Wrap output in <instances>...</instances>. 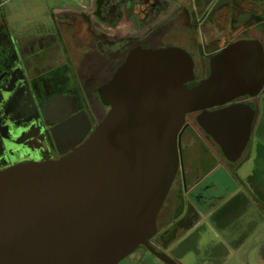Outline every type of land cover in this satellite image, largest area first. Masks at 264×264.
<instances>
[{"label": "water", "instance_id": "obj_1", "mask_svg": "<svg viewBox=\"0 0 264 264\" xmlns=\"http://www.w3.org/2000/svg\"><path fill=\"white\" fill-rule=\"evenodd\" d=\"M195 80L182 48L132 50L99 88L110 109L79 147L0 171V264H119L139 245L178 264L151 239L179 170V134L198 113L225 157H242L256 109L233 101L263 91V43L226 44Z\"/></svg>", "mask_w": 264, "mask_h": 264}, {"label": "flooded vegetation", "instance_id": "obj_2", "mask_svg": "<svg viewBox=\"0 0 264 264\" xmlns=\"http://www.w3.org/2000/svg\"><path fill=\"white\" fill-rule=\"evenodd\" d=\"M84 1L79 9L55 7L46 23L35 26L12 16L9 20L0 16V171L59 160L79 147L110 109L101 102L99 88L112 78L132 50L182 48L195 62L196 80L190 84L205 78L202 75L210 73V56L234 41L230 39L233 20L240 17L242 3ZM258 97L233 101H246L255 107L253 127L259 112ZM197 114L187 115L179 134L181 161L169 194L174 193L177 204H183L188 214L173 223L174 229L195 218L181 190H191L188 194L199 208L217 211L228 201L235 211L236 199L243 191L248 192L229 191L228 195L221 193L222 186L214 179L207 183L201 180L203 175L213 173L214 165H238L242 158L227 160L220 146L198 124ZM207 166L211 168L206 171ZM234 174L240 175L237 170ZM250 184L244 182L241 187L257 193L256 184ZM226 212L223 210L219 217H225ZM158 232L151 244L165 253L155 242L161 240Z\"/></svg>", "mask_w": 264, "mask_h": 264}, {"label": "rangeland", "instance_id": "obj_3", "mask_svg": "<svg viewBox=\"0 0 264 264\" xmlns=\"http://www.w3.org/2000/svg\"><path fill=\"white\" fill-rule=\"evenodd\" d=\"M258 2L260 3L258 4ZM83 4H85L84 0H6V3L0 7V16L7 18V20L12 16L18 18L19 22L27 21L35 26V23L39 25L46 23L49 16L51 18L50 12L55 7L68 6L79 9ZM263 7L264 0H242L241 3V11H253L255 8L254 10H258L260 14H263ZM252 21H254V18ZM252 21L250 23L254 24L255 21ZM255 26L260 34H257L258 39L264 45V39L261 36V32L264 30V19ZM252 38L257 37L251 34L247 39ZM207 75L205 73L202 76L207 77ZM257 99L259 101V112L253 127L251 140L241 157L242 162H238V165L225 162L227 169L223 167V164L221 166L214 165L213 173L204 182L207 183L214 179L216 183L218 182L222 186L221 193L242 191L241 180L249 184L253 182L254 185L264 188V89ZM246 153L248 156L244 158ZM210 168V166H207L205 169L207 171ZM236 170L240 175L234 174ZM250 173H253V175H249ZM245 190L248 192L243 191L241 198H237L236 201L233 200L236 206L235 211L233 203L228 201L217 212V215H219L223 210H227L224 214L225 217H219L217 220L213 217L211 219L210 217L205 218V222L190 237L175 243L174 248L165 249V253L180 264H264V190H261L260 195L253 190L249 192L246 187ZM173 195L174 193L171 191L167 202H165L163 215L166 213L168 203L174 199ZM214 221L220 225H216ZM162 223L163 218L157 223L158 229H162ZM143 251H145V248L138 246L131 255L119 264H138L136 260H132V263L129 260ZM147 256L158 263L160 262L149 251Z\"/></svg>", "mask_w": 264, "mask_h": 264}, {"label": "crops", "instance_id": "obj_4", "mask_svg": "<svg viewBox=\"0 0 264 264\" xmlns=\"http://www.w3.org/2000/svg\"><path fill=\"white\" fill-rule=\"evenodd\" d=\"M4 3H6V0H4V1L0 0V7ZM259 3L260 2H258V4ZM254 9H253V11H248V10L241 11L240 17L236 20H233V22H234V24H233L234 25V27H233L234 33L230 36L231 40L232 39L237 40L240 38H249V36L251 34L258 38L257 34H259V33H258V30H257L255 24H260V22H262L261 17L263 16L264 13L260 14L258 12V10H254ZM261 10H263V9H261ZM261 10H260V12H261ZM253 18H254L255 23L251 24L250 22L252 21ZM254 21H252V22H254ZM229 23H230V21H229ZM261 33H262L261 36L264 39V30ZM228 41L229 40H227L226 42H228ZM256 152H257V148H256ZM209 176L210 175H203L201 180L204 181ZM240 183H241V185H244V180L243 181L241 180ZM257 187H258L257 194L260 195L259 193H261V190H264V188H261L259 185ZM244 189H245L244 187H241L242 191ZM190 191L191 190H186V191L181 190V196L184 199H186V197H187L188 200L190 201V205L192 207L191 209H192V212H193L195 218L187 219L182 225L175 226L176 227L175 229H174V227L172 228V225L175 221H177L178 219H181V217L185 218V216L188 214V211L184 210L185 206L183 204H181V205L177 204L175 199H172L168 203L169 205L166 208L165 215H163L164 214V212H163L164 206L160 212V219L159 220H161L163 218L162 229H158V231H159L158 233H160L159 237H161V240L155 239V242L157 243V245L160 248H162L163 251L165 249H169L172 247L174 248L173 245L175 243L181 242L183 239L190 237V235L193 232H195L197 229H199V227L202 225V223L205 222L204 221L205 218L210 217V219H211V217H214V219L217 220V218H219V215L222 214V212H221V214L217 215V212H218L217 210H210L209 208H206V209L199 208L196 205V203L194 202V200L192 199L191 194H188V193H190ZM214 223L216 225H220L218 222L214 221ZM147 253H148V250L145 249V251H143L141 254H137V255L131 257L132 258L131 260L138 261V264H162L161 261L158 263V262L154 261L153 259L149 258L147 256ZM130 262H132V261H130ZM177 263L180 264L179 262H177Z\"/></svg>", "mask_w": 264, "mask_h": 264}, {"label": "trees", "instance_id": "obj_5", "mask_svg": "<svg viewBox=\"0 0 264 264\" xmlns=\"http://www.w3.org/2000/svg\"><path fill=\"white\" fill-rule=\"evenodd\" d=\"M261 19H264V14H263V16L261 17Z\"/></svg>", "mask_w": 264, "mask_h": 264}]
</instances>
